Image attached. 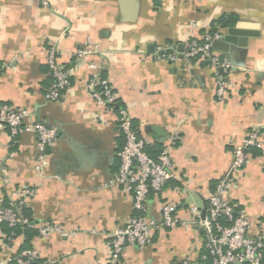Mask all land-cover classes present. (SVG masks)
I'll list each match as a JSON object with an SVG mask.
<instances>
[{"label": "crops", "instance_id": "crops-1", "mask_svg": "<svg viewBox=\"0 0 264 264\" xmlns=\"http://www.w3.org/2000/svg\"><path fill=\"white\" fill-rule=\"evenodd\" d=\"M0 0V99L54 128L57 138L38 171L37 139L11 140L0 127V203L21 188L34 192L25 216L54 223L74 236L15 237L11 251L0 236V264H13L24 246L38 252L35 264H113L109 235L134 215L132 198L108 187L117 173L124 140L117 123L125 109L156 159L170 138L173 178L160 194H150L146 216L157 219L164 204L189 221L192 206L201 213L217 181L229 171L233 152L257 130L259 147L231 176L227 198L249 221L250 235L264 237V0ZM221 17L233 27L257 33L246 48L217 52L230 63L231 88L214 97L213 70L199 59L170 63L191 37L211 33ZM90 41L116 96L115 108L98 107L86 90L90 71L79 68L56 102H45L52 78L48 52L70 66L74 53ZM208 264L201 233L194 228L156 231L144 247H126L117 264ZM264 264V261H263Z\"/></svg>", "mask_w": 264, "mask_h": 264}, {"label": "built area", "instance_id": "built-area-1", "mask_svg": "<svg viewBox=\"0 0 264 264\" xmlns=\"http://www.w3.org/2000/svg\"><path fill=\"white\" fill-rule=\"evenodd\" d=\"M42 7L48 6L47 0H36ZM220 32L205 33L201 38L191 37L185 50L179 55L172 52L167 55L170 63L180 59L189 61L199 59L213 70L214 97L222 102L231 88L228 73L231 68L226 58L221 57L212 49L214 41L222 40ZM100 49L90 41L74 53L75 62L70 66H62L57 62L58 51L53 48L47 55V66L52 82L44 94L45 102H56L60 93L69 86L70 80L79 68L86 67L90 71L86 90L98 107L115 108L116 96L108 79L102 75L100 65L90 60ZM117 123L124 140L118 155L119 165L115 175L107 182L108 187H120L126 195L132 198L134 215L124 227L115 229L110 235L111 259L117 264L126 247H144L151 243L153 234L162 229L194 228L202 234L204 248L207 251L210 264H263L264 237L250 235L251 225L242 211L236 210L227 198L231 185V176L238 172L248 161L250 148L259 147L257 130L250 131L242 143L235 147L233 162L229 171L215 184L213 191L207 197V209L202 216L201 211L192 206L188 212L192 216L189 221L176 218V208L168 203L159 210L157 219L146 216V205L150 194H160L166 183L173 178L170 149L179 140L174 134L169 143L164 145L158 158L150 157L145 151V143L134 129L128 112L118 108ZM0 127L7 131L11 140L28 133L37 139L38 166L37 170L46 167L45 154L57 138L54 128L33 121L32 114L25 110H17L0 99ZM34 192L21 188L13 193L6 204L0 203V225L5 224L14 229L17 226L35 230L40 237L60 235L64 238L74 236V233L64 231L54 223L38 224L23 214L27 200ZM222 223H226L223 225ZM4 250L11 251L15 237L13 234L4 236ZM39 259L35 250H21L15 254L16 264H35ZM181 264H190L183 261Z\"/></svg>", "mask_w": 264, "mask_h": 264}, {"label": "water", "instance_id": "water-1", "mask_svg": "<svg viewBox=\"0 0 264 264\" xmlns=\"http://www.w3.org/2000/svg\"><path fill=\"white\" fill-rule=\"evenodd\" d=\"M256 36L257 33L255 32L233 27L226 31L222 40L214 41L212 43V49L217 52L228 54L233 47L246 48L248 38ZM205 212L206 209L202 211V216H204Z\"/></svg>", "mask_w": 264, "mask_h": 264}, {"label": "trees", "instance_id": "trees-1", "mask_svg": "<svg viewBox=\"0 0 264 264\" xmlns=\"http://www.w3.org/2000/svg\"><path fill=\"white\" fill-rule=\"evenodd\" d=\"M231 25H233V19H230L228 17H221L220 19L216 20L213 23V26L211 27V33L217 32V31H223L226 30L227 28H229ZM23 214L25 215V209L23 210ZM223 225H226V223H222ZM0 233L3 234L5 237L9 236L11 234L14 235V237L18 236V235H23L25 238H29V233H33L36 234L35 231L33 230H29L26 229L25 227H21V226H17L14 229H10L8 228L5 224H1L0 225ZM3 245H5V240H3ZM27 247H22L21 250H27ZM20 251V249L18 250ZM205 253L207 255V259H208V264H210V260L208 258V254L207 251L205 250ZM13 264H16L15 261H13Z\"/></svg>", "mask_w": 264, "mask_h": 264}]
</instances>
